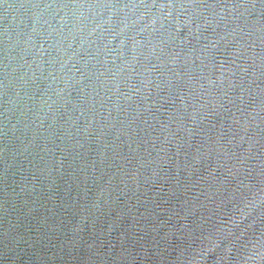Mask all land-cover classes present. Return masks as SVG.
<instances>
[{"label":"water","instance_id":"95a60500","mask_svg":"<svg viewBox=\"0 0 264 264\" xmlns=\"http://www.w3.org/2000/svg\"><path fill=\"white\" fill-rule=\"evenodd\" d=\"M0 264H264V0H0Z\"/></svg>","mask_w":264,"mask_h":264}]
</instances>
